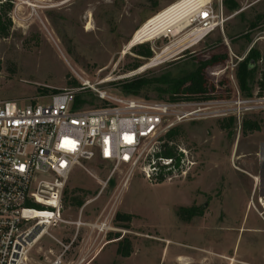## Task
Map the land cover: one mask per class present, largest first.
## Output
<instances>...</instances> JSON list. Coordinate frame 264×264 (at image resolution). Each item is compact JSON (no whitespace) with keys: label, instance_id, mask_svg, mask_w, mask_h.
<instances>
[{"label":"rangeland","instance_id":"rangeland-1","mask_svg":"<svg viewBox=\"0 0 264 264\" xmlns=\"http://www.w3.org/2000/svg\"><path fill=\"white\" fill-rule=\"evenodd\" d=\"M176 1L0 0V25L11 20L7 34L1 35L0 30V100L43 102L59 91L75 90L76 98L89 101L93 97L92 104H77L78 108L92 109L102 102L81 89L88 81L113 96L165 101L169 95L159 90V84L127 94L121 83L166 73L181 76L211 57L226 56L204 71L213 86L208 118L171 128H176L171 144L190 150L196 162L186 177L149 180L144 162L132 167L94 159L75 165L62 194L63 219L75 220L80 211L81 207L69 203L73 196L84 200L85 221H94L115 203L113 230L90 237L96 251H83L88 239L82 234L79 248L67 252L75 264H264V107L239 111L234 104L235 85L241 98L248 96L237 82V66L232 67L251 50L259 53L261 59H253L249 85L251 95L255 94L264 65V0H213L215 21L222 23L223 31L216 29L172 58L150 66L156 54L188 29L127 44L148 18ZM233 2L237 7L230 9ZM139 44L150 47L151 58L134 53ZM137 62L141 65L131 70ZM221 112L226 115L219 116ZM244 121L248 128L257 125L259 129L245 130ZM183 210L192 213L187 220ZM68 227L58 225L50 231L68 244L72 235ZM123 239L130 243L129 257L117 253ZM49 248L54 254L62 251L44 236L31 254V264L52 261Z\"/></svg>","mask_w":264,"mask_h":264},{"label":"built area","instance_id":"built-area-1","mask_svg":"<svg viewBox=\"0 0 264 264\" xmlns=\"http://www.w3.org/2000/svg\"><path fill=\"white\" fill-rule=\"evenodd\" d=\"M197 6L187 28L199 29L202 37L216 29L222 32V23L215 21L213 0ZM81 89L94 93L102 104L81 110L75 90L59 91L43 102L0 100V264H31V254L44 236L65 252L82 227L94 238L113 230L114 202L94 221L83 220L82 206L75 220L62 217L65 183L80 162L98 159L132 167L144 162L146 178L157 181L167 175L186 177L196 165L190 150L173 146L166 135L178 123L208 118L210 99L137 100L113 96L88 81ZM234 91L239 111L264 107V95L258 90L246 98L240 97L236 85ZM168 147L173 148L169 157L162 154ZM58 225L71 228L68 244L51 233ZM47 252L52 254L51 249ZM61 257L48 264H59Z\"/></svg>","mask_w":264,"mask_h":264},{"label":"trees","instance_id":"trees-1","mask_svg":"<svg viewBox=\"0 0 264 264\" xmlns=\"http://www.w3.org/2000/svg\"><path fill=\"white\" fill-rule=\"evenodd\" d=\"M226 3V0L224 1ZM237 5L235 2H233L232 5L229 6L230 9L236 8ZM10 19L7 20V25L2 26L0 25V30H1V35L7 34V29L10 25ZM255 24V23H252ZM134 53L140 56L141 58L144 59H149L152 57V51L150 47L147 44H139L135 46L134 48ZM226 58V56H216V57H211L209 60H206L204 62H200L196 68L192 71L186 72L181 76H176V77H171L168 73L161 75L160 77H154L152 79H145L144 77H136L132 79H125L121 83V88L123 92L129 94H136L140 93L141 90H143L145 87L151 86L153 84H159L162 86L159 88L161 92H165L169 95L168 100H176L179 98L182 99H190V100H203V99H211L213 96L209 94V91L213 89V86L208 84V81L205 78L204 71L206 69V66H211L213 63H215V60H221ZM258 61L261 59L260 55L258 52L255 50H251L249 55L243 59L241 62L238 63L237 65V70H236V79L239 84V87L241 89V92L244 94V96H251L252 91L249 88V85L252 84L253 82V70L252 68H249V64L251 60ZM217 60V61H218ZM253 60V61H254ZM141 63H135L133 64L130 69H136L139 67ZM258 86V94L261 95L264 93V65L261 67L260 71V77L257 83ZM91 97V96H90ZM93 99V97H91ZM81 99V98H75L76 100V105L78 104L83 105V104H92L93 101ZM230 121H232V118H229ZM247 121L243 122V127L246 130L248 127ZM248 129H254L258 130V126L254 125L251 128ZM176 134V128L170 130L166 137L168 139H171L175 136ZM162 154L164 156H172L173 155V148L168 147L166 148ZM69 203L73 207L80 208L84 200L83 198L73 196L69 199ZM184 212L187 213V211L183 210ZM190 212V211H188ZM183 214V213H181ZM185 219L187 220L192 213H187V215L183 214ZM117 253L121 255L122 257H129L131 254V249H130V243L128 240L123 239L120 240L119 246L117 248Z\"/></svg>","mask_w":264,"mask_h":264},{"label":"bare ground","instance_id":"bare-ground-1","mask_svg":"<svg viewBox=\"0 0 264 264\" xmlns=\"http://www.w3.org/2000/svg\"><path fill=\"white\" fill-rule=\"evenodd\" d=\"M205 1L206 0H177L156 15L154 14V16L148 18V20L133 33L127 47L139 42L152 40L158 36H166L173 30L182 32L188 29L180 39H177L172 44L165 47L161 53L156 54L149 62L151 66L172 58L183 50L195 45L201 39L202 32L199 29L189 30V28H187L190 26L189 17L193 15L191 12L195 9V6L198 5V8ZM190 29L193 28L191 27ZM255 179L256 181L258 180L257 178ZM262 206H264V204H262Z\"/></svg>","mask_w":264,"mask_h":264},{"label":"crops","instance_id":"crops-1","mask_svg":"<svg viewBox=\"0 0 264 264\" xmlns=\"http://www.w3.org/2000/svg\"><path fill=\"white\" fill-rule=\"evenodd\" d=\"M84 234V238L85 239H88L85 243V246L83 248V251L86 253V254H91L92 252L94 253L96 251V246H95V243L94 244H91L92 243V240H90V237L92 238V235H89L88 233V229L86 227H82L79 235L77 236L76 240L74 241V243L72 244V246L67 249L65 252L61 251V250H58V252L56 254L52 253V255L54 256V258L60 254H62V257L60 259V263L59 264H75V261H69L68 260V257H67V252H70L72 251V249H74L75 247L79 248V245L78 243L79 242V237L80 235ZM76 244V245H75ZM51 249V248H49ZM52 250V249H51ZM80 250V249H79ZM53 252V251H52ZM48 253V252H47ZM81 254L79 255L78 259L80 258ZM88 256V255H87ZM96 253L94 254V257H96ZM93 257V259H95ZM93 261V260H92ZM91 261V262H92Z\"/></svg>","mask_w":264,"mask_h":264},{"label":"water","instance_id":"water-1","mask_svg":"<svg viewBox=\"0 0 264 264\" xmlns=\"http://www.w3.org/2000/svg\"><path fill=\"white\" fill-rule=\"evenodd\" d=\"M249 65H250L249 68H253V66H254V61L251 60Z\"/></svg>","mask_w":264,"mask_h":264}]
</instances>
